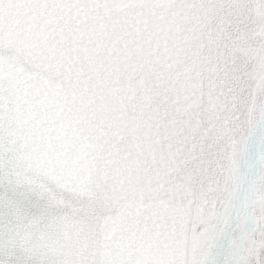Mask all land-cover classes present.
<instances>
[{"label": "snow or ice", "instance_id": "snow-or-ice-1", "mask_svg": "<svg viewBox=\"0 0 264 264\" xmlns=\"http://www.w3.org/2000/svg\"><path fill=\"white\" fill-rule=\"evenodd\" d=\"M0 189V264H264V0H0Z\"/></svg>", "mask_w": 264, "mask_h": 264}, {"label": "water", "instance_id": "water-1", "mask_svg": "<svg viewBox=\"0 0 264 264\" xmlns=\"http://www.w3.org/2000/svg\"><path fill=\"white\" fill-rule=\"evenodd\" d=\"M257 151V145L255 142H251L249 146V153L247 159L254 161ZM3 189H0L2 191ZM237 232L236 223L233 222L226 228L225 235L217 243L216 247L212 251V256L209 264H228L230 258V250L228 246V239L230 236L235 235Z\"/></svg>", "mask_w": 264, "mask_h": 264}]
</instances>
